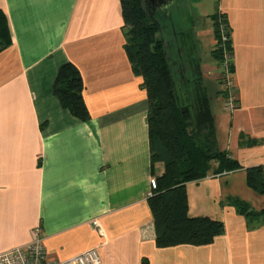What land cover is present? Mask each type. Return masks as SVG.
Wrapping results in <instances>:
<instances>
[{
    "label": "crops",
    "instance_id": "0c3cea01",
    "mask_svg": "<svg viewBox=\"0 0 264 264\" xmlns=\"http://www.w3.org/2000/svg\"><path fill=\"white\" fill-rule=\"evenodd\" d=\"M205 1L196 2L192 33L212 92L223 89L210 52L215 12L227 19L233 64L234 107L214 98L215 144L242 169L186 183L188 214L222 221L221 234L159 248L147 203L146 92L125 51L120 0H0L10 37L0 49V253L38 229L57 259L94 248L99 264H264V223L232 204L264 208L244 171L264 166V0ZM66 62L81 75L86 120L53 92Z\"/></svg>",
    "mask_w": 264,
    "mask_h": 264
},
{
    "label": "trees",
    "instance_id": "16d2710c",
    "mask_svg": "<svg viewBox=\"0 0 264 264\" xmlns=\"http://www.w3.org/2000/svg\"><path fill=\"white\" fill-rule=\"evenodd\" d=\"M120 3L125 51L133 71L142 77L141 85L146 92L150 167L155 182L147 203L155 245L163 248L209 244L222 233L223 222L188 214L186 183L242 169L228 151L215 144L211 103L217 95L227 93L224 88L212 92L207 84L190 16L178 21L172 13L150 15L142 0H120ZM210 18L215 39L210 52L220 63L226 49L232 54L230 40L222 41V31L225 30V35L230 31L223 13L215 12ZM9 42V28L0 11V49ZM232 65L229 64L230 73ZM217 83L224 87L223 79ZM82 91L77 67L71 62L62 64L55 76L53 92L63 108L86 120L88 112ZM157 163L162 165L160 173L155 170ZM244 171L247 185L264 194V166H249ZM232 204L249 221L260 219L264 223V208L255 211L238 198Z\"/></svg>",
    "mask_w": 264,
    "mask_h": 264
},
{
    "label": "built area",
    "instance_id": "2783aa9c",
    "mask_svg": "<svg viewBox=\"0 0 264 264\" xmlns=\"http://www.w3.org/2000/svg\"><path fill=\"white\" fill-rule=\"evenodd\" d=\"M227 40L228 38H226V36H223L222 34L223 43ZM231 62H232V55L229 58V55H227V53L224 52L223 58L220 62L221 74L224 82L225 80L227 82V80L229 79L228 66ZM229 80L231 82V79ZM231 86L232 85H230L229 91L225 97L226 99L224 103V108L226 110L232 109L235 105V100L231 92ZM154 185L155 182L152 179L151 187H153ZM93 224L96 228H98L99 232H101L97 220H94ZM99 263H100V258L97 254V251L94 248L86 249L66 259H57L51 257L46 252L45 246L43 244V238L40 232L38 231V229L35 231V235L28 243L13 247L11 249H8L0 253V264H99Z\"/></svg>",
    "mask_w": 264,
    "mask_h": 264
},
{
    "label": "rangeland",
    "instance_id": "374dc122",
    "mask_svg": "<svg viewBox=\"0 0 264 264\" xmlns=\"http://www.w3.org/2000/svg\"><path fill=\"white\" fill-rule=\"evenodd\" d=\"M199 0H178L175 4H173L172 6H171V8H170V11H169V13L171 14L172 13V16L174 17V18H176L178 21L180 20V19H186V17H191L192 18V20H193V16H194V18L196 17L195 16V12H197L196 11V9H195V6L196 7H198V4H196V2H198ZM202 1V0H201ZM203 1H205V0H203ZM207 1V0H206ZM205 1V5H207L206 2ZM209 5H210V3H209ZM201 7H202V5H201ZM206 7V6H205ZM198 12H201V10H200V8H199V10H198ZM154 14H156V13H154ZM164 14H166V13H164ZM169 14V15H170ZM203 20V19H202ZM177 21V22H178ZM203 21H205V20H203ZM219 22H220V20H219ZM193 23H194V21H193ZM192 23V24H193ZM195 25V23L192 25V28H194L195 29V27L196 26H194ZM192 28H191V31H193L192 30ZM225 28V27H224ZM225 31V30H224ZM224 31H222V34H223V36H226V38H228L229 40H230V33H228V34H226L225 35V33L226 32H224ZM193 33H195V32H193ZM196 34V33H195ZM194 37V36H193ZM202 42H204V40H203V38H202ZM226 42V41H225ZM224 42V43H225ZM205 44V43H204ZM203 44V46H202V48L205 50V52H207L206 50H207V46H205ZM197 52H198V50H197ZM225 53H227V55H229V58L231 57V55L232 54H229V52L227 51V49H226V51H224ZM195 53H196V51H195ZM200 56V55H199ZM232 63V62H231ZM228 69H229V66H228ZM228 78L229 79H231V73H230V70H229V72H228ZM206 79L208 80V82H207V84L210 86V88H212L213 89V83H211V79L209 78V76H206ZM227 80V82H226V80H225V82L226 83H224V89H225V91H226V93H228V91H229V88H230V85H231V82H230V80ZM229 82H230V84H229ZM216 86V85H215ZM218 104V102H216L215 100L212 102V109H215V106Z\"/></svg>",
    "mask_w": 264,
    "mask_h": 264
},
{
    "label": "water",
    "instance_id": "95a60500",
    "mask_svg": "<svg viewBox=\"0 0 264 264\" xmlns=\"http://www.w3.org/2000/svg\"><path fill=\"white\" fill-rule=\"evenodd\" d=\"M146 3H150V7L146 5ZM176 3V0H142L143 8L151 15L154 13H166L168 14L170 11V7ZM151 7L155 10L151 11Z\"/></svg>",
    "mask_w": 264,
    "mask_h": 264
},
{
    "label": "flooded vegetation",
    "instance_id": "af4514ba",
    "mask_svg": "<svg viewBox=\"0 0 264 264\" xmlns=\"http://www.w3.org/2000/svg\"><path fill=\"white\" fill-rule=\"evenodd\" d=\"M146 5L148 6V7H150L149 5H150V3H146ZM155 8L153 9L152 7H151V11H154L155 12ZM159 13V12H158ZM163 14V13H162Z\"/></svg>",
    "mask_w": 264,
    "mask_h": 264
}]
</instances>
